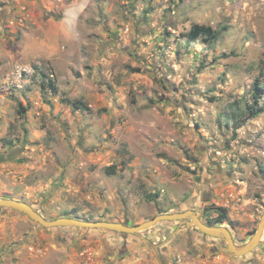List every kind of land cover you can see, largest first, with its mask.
Here are the masks:
<instances>
[{
  "label": "rangeland",
  "instance_id": "rangeland-1",
  "mask_svg": "<svg viewBox=\"0 0 264 264\" xmlns=\"http://www.w3.org/2000/svg\"><path fill=\"white\" fill-rule=\"evenodd\" d=\"M256 80L264 106V0H0V196L129 225L192 209L242 245L264 212ZM19 216L0 209V264H55L20 252ZM183 224L141 234L185 250ZM224 256L264 264V245Z\"/></svg>",
  "mask_w": 264,
  "mask_h": 264
},
{
  "label": "crops",
  "instance_id": "crops-1",
  "mask_svg": "<svg viewBox=\"0 0 264 264\" xmlns=\"http://www.w3.org/2000/svg\"><path fill=\"white\" fill-rule=\"evenodd\" d=\"M67 10L74 15L71 8ZM148 219L145 215L134 225ZM19 220V250L32 258L34 250L42 248L55 264H84L87 257L89 264H160L157 249L164 243L160 228L145 234H127L100 228L44 227L27 216H19ZM108 220L121 221L114 217Z\"/></svg>",
  "mask_w": 264,
  "mask_h": 264
},
{
  "label": "water",
  "instance_id": "water-1",
  "mask_svg": "<svg viewBox=\"0 0 264 264\" xmlns=\"http://www.w3.org/2000/svg\"><path fill=\"white\" fill-rule=\"evenodd\" d=\"M0 208L14 209L26 213L31 220L38 222L44 227H80L100 228L120 233L139 234L140 232L155 226L162 221H179L187 226L199 228L203 233L223 238L231 253L241 256L255 251L264 245V212L261 216L256 232L242 245H237L231 231L225 226L208 225L201 220L199 215L192 209L181 212L160 213L156 216L137 225H129L125 222L109 220H85L76 217L62 216L56 219H48L43 216L35 207L25 201L0 196Z\"/></svg>",
  "mask_w": 264,
  "mask_h": 264
},
{
  "label": "flooded vegetation",
  "instance_id": "flooded-vegetation-1",
  "mask_svg": "<svg viewBox=\"0 0 264 264\" xmlns=\"http://www.w3.org/2000/svg\"><path fill=\"white\" fill-rule=\"evenodd\" d=\"M201 220L204 221L203 218H201ZM205 223H207L208 225L220 226V224L218 223L217 224L210 223V222H205ZM183 226L185 227V232H186V234H184L185 243L187 246L186 249L177 250L176 249L177 242L175 244H171L170 246H168L167 243H163V245L158 247L157 249L160 264H172L171 262L173 261V258L175 259L174 264H190V262L186 261L184 258L177 260V257H183L184 255H190L192 258L193 257L200 258L199 261L200 262L202 261L201 264H216L218 263L217 262L218 260H222L223 257H225L224 251L226 249L227 250L229 249H228V245L226 241L223 238L214 237V236L205 234L197 227H188L186 224H183ZM194 228L199 229L200 232L202 233V236L200 237L201 240L198 244H195L191 241V233L189 234L190 229H194ZM178 232H181V228L178 230ZM220 241L223 242V246L221 245Z\"/></svg>",
  "mask_w": 264,
  "mask_h": 264
},
{
  "label": "trees",
  "instance_id": "trees-1",
  "mask_svg": "<svg viewBox=\"0 0 264 264\" xmlns=\"http://www.w3.org/2000/svg\"><path fill=\"white\" fill-rule=\"evenodd\" d=\"M214 30L211 26H205V25H195L190 31V37L192 39L198 38L200 35H206L207 38L213 37L214 36ZM50 87L53 88V90H56L55 85L50 82ZM254 96L256 98V103L252 105V108L250 110L251 116L252 117H258L260 114L264 112V106H259L257 103V99L259 98L261 92H262V87L260 86L259 80H256L254 82ZM1 209V208H0ZM227 217V212L225 210H222L221 215L217 219L216 222H224Z\"/></svg>",
  "mask_w": 264,
  "mask_h": 264
},
{
  "label": "built area",
  "instance_id": "built-area-1",
  "mask_svg": "<svg viewBox=\"0 0 264 264\" xmlns=\"http://www.w3.org/2000/svg\"><path fill=\"white\" fill-rule=\"evenodd\" d=\"M88 254L90 255V253H88ZM43 255H44V251L42 248H37L33 252V257H35V258H38V257L43 256ZM89 260H90V258L87 257V259L84 260L85 261L84 264H89Z\"/></svg>",
  "mask_w": 264,
  "mask_h": 264
}]
</instances>
